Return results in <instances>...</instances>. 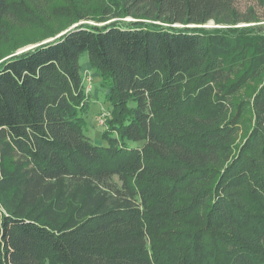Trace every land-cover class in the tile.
<instances>
[{"label": "trees", "instance_id": "1", "mask_svg": "<svg viewBox=\"0 0 264 264\" xmlns=\"http://www.w3.org/2000/svg\"><path fill=\"white\" fill-rule=\"evenodd\" d=\"M98 2L14 54L0 0V264H264V0Z\"/></svg>", "mask_w": 264, "mask_h": 264}, {"label": "rangeland", "instance_id": "2", "mask_svg": "<svg viewBox=\"0 0 264 264\" xmlns=\"http://www.w3.org/2000/svg\"><path fill=\"white\" fill-rule=\"evenodd\" d=\"M99 0H23V3L29 5L28 10L31 15L36 16L33 23L25 21H12L9 24L10 41L5 48H9L14 42L18 45V51L30 46H36L48 40L46 35L54 33L55 38L64 33L68 20L71 19V8L78 10H92L97 6ZM103 1V0H101ZM68 11H66V8ZM94 14V13H93ZM95 16H97L95 14ZM130 18H127L129 20ZM89 23H91L89 21ZM76 25V24H75ZM244 24H240L242 26ZM214 22H209L206 27H214ZM72 27V26H71ZM70 27V28H71ZM82 85L85 92V99L88 101L87 110L84 118L86 120V134L95 145L103 144L101 140L102 131L105 128L106 118H110L108 111L109 103L104 100L103 92L100 90V78L88 61L87 54H83L80 60ZM103 116V118H102ZM104 123H100V119Z\"/></svg>", "mask_w": 264, "mask_h": 264}, {"label": "water", "instance_id": "3", "mask_svg": "<svg viewBox=\"0 0 264 264\" xmlns=\"http://www.w3.org/2000/svg\"><path fill=\"white\" fill-rule=\"evenodd\" d=\"M76 25H73L72 27H75ZM71 27V28H72ZM63 33H61L60 35H62ZM60 35H58L57 37H59ZM56 37V38H57ZM54 38H50V39H48V40H46V41H44V42H42L41 44H43V43H47V42H49V41H52ZM37 46V45H36ZM36 46H30V47H28V48H26V49H23V50H21V51H18L16 54H19V53H21V52H24V51H27V50H29V49H32V48H34V47H36Z\"/></svg>", "mask_w": 264, "mask_h": 264}, {"label": "built area", "instance_id": "4", "mask_svg": "<svg viewBox=\"0 0 264 264\" xmlns=\"http://www.w3.org/2000/svg\"><path fill=\"white\" fill-rule=\"evenodd\" d=\"M102 118H103V116H102ZM102 118L99 120L101 124H102V122L104 123V121H103V119H102Z\"/></svg>", "mask_w": 264, "mask_h": 264}]
</instances>
